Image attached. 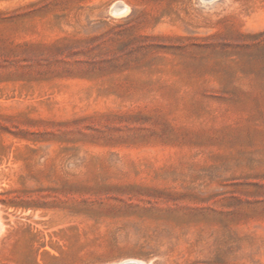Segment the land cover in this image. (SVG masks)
I'll return each mask as SVG.
<instances>
[{"label": "rangeland", "instance_id": "1", "mask_svg": "<svg viewBox=\"0 0 264 264\" xmlns=\"http://www.w3.org/2000/svg\"><path fill=\"white\" fill-rule=\"evenodd\" d=\"M0 229V264H264V0H0Z\"/></svg>", "mask_w": 264, "mask_h": 264}, {"label": "bare ground", "instance_id": "2", "mask_svg": "<svg viewBox=\"0 0 264 264\" xmlns=\"http://www.w3.org/2000/svg\"><path fill=\"white\" fill-rule=\"evenodd\" d=\"M1 230V229H0ZM2 232V231H1ZM138 261V260H137ZM143 263V262H142ZM139 264V263H138ZM145 264V263H144Z\"/></svg>", "mask_w": 264, "mask_h": 264}]
</instances>
